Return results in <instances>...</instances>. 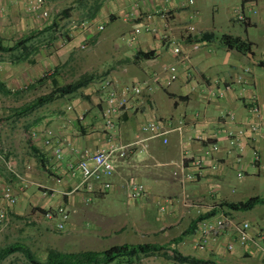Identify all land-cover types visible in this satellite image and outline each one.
<instances>
[{"label": "crops", "instance_id": "1", "mask_svg": "<svg viewBox=\"0 0 264 264\" xmlns=\"http://www.w3.org/2000/svg\"><path fill=\"white\" fill-rule=\"evenodd\" d=\"M27 1L0 0V17L19 14ZM70 1L74 2L71 4L73 19L70 28L75 34L71 45L85 48L91 42L95 46L93 56L91 52L88 54L90 56H86L88 69L122 83L148 80L155 85V90L143 95L135 108L121 114L113 128H107L103 121L104 97L97 92L99 87L92 89L94 92L90 91V100L81 97L73 102V106L65 107L62 119L58 118H61L60 111L42 110L27 122L31 126L29 139L33 153L26 152L32 156L37 169L30 171V174L32 166L28 169L25 163V177L28 180L24 187L31 188L16 189V195L26 202H32L38 209L66 204L71 217L66 226L69 228L67 232L55 230L50 225L51 221L40 218L41 228L34 229V234H28L35 236L33 240L23 238L21 244L29 247L41 261L46 260L50 249L61 252L98 251L94 248L98 239L125 233L128 223L116 225L115 216L109 218L99 214L93 203H111L122 196L129 197L124 183L129 178H136L146 185L148 194L140 199H132L139 212L133 209L131 229L145 239L141 242L116 239L113 245L155 243L166 244L169 249L141 255L131 261L126 257L118 258L108 264H190L174 260V248L184 255L207 261L205 264H264V201L248 210L230 211L227 214L232 224L242 221L251 223L250 239L245 244L237 243L232 249L227 247L236 237L230 225L220 240L211 243L205 250L194 246L199 224L193 232L185 233L200 214L208 212L220 202L245 201L253 196L264 198V194L256 193L255 183L243 175L264 174V129L251 141V134L246 128L248 131L242 137L245 146L242 152L237 149L235 141L227 136L228 128L238 130L242 123L255 119L251 112L255 102L261 106L264 120V48L261 50L257 43L250 41L253 42V53L242 54L226 48L215 36L198 41L205 33L213 32L220 36L227 32L220 33L215 29V16L209 19L201 11V6L196 5V0L192 3L191 0ZM252 1L256 0H244L243 6ZM13 21L4 22L5 27H0V30L17 27ZM231 21H236L234 16ZM21 22L23 24L24 20ZM26 23L30 25L31 22L28 19ZM252 24H256V21L249 17L247 26ZM100 26L103 28L100 29ZM145 26H149L150 30L144 29ZM137 27L143 31L136 35V40L129 45L116 43L117 36H124L126 30L132 34ZM166 33L180 45V55L176 56L163 38L162 35ZM236 36L244 38L239 34ZM195 43L200 45L198 49L193 47ZM109 47L120 48L124 52L117 58L102 56L104 52H99V49L109 50ZM140 50H155L156 55L136 59L135 53ZM186 56L190 63L185 61ZM12 58L0 56V95L13 92L11 85L21 78H27L23 76L28 69L27 57ZM110 58H113V63H106ZM17 60L20 63L16 64ZM44 61L41 60L42 63ZM169 64H175L179 72L178 78L171 82L165 69ZM255 66H259L258 70ZM240 75H244L241 81L238 79ZM225 83L232 84V87L223 97L209 96L211 91L219 92ZM229 112L235 115V123L230 122L219 128L218 120ZM81 114L85 115L84 119L79 117ZM141 116H147V120H168L170 128L183 122L185 134L182 136L174 129L164 136H152L147 132L142 134L139 131ZM5 122L4 129L9 141L13 127L18 123L9 118H5ZM2 123L0 121V125ZM49 127H53L54 137L51 144L46 145L44 140ZM34 131L37 136H33ZM198 135L202 139L197 138ZM212 143H218L219 149L212 150ZM112 144L130 147L125 157L117 159L112 189L103 190L99 183H94V189H90L87 183H82L79 171L72 175L68 170V163L88 158L97 149ZM56 146L63 149L61 158L55 154ZM8 148L3 149L0 145V152L3 153H0V161L4 164L6 158L12 156V149ZM254 149L258 150L260 162L254 159ZM185 155L202 157L206 167L198 180L181 184L175 171L180 173L184 169ZM12 163L18 165L14 160ZM240 172L242 176H239ZM166 199L169 201L162 209ZM84 222L89 227H85ZM18 262L12 264H32L27 257ZM0 263L3 264V261Z\"/></svg>", "mask_w": 264, "mask_h": 264}, {"label": "rangeland", "instance_id": "2", "mask_svg": "<svg viewBox=\"0 0 264 264\" xmlns=\"http://www.w3.org/2000/svg\"><path fill=\"white\" fill-rule=\"evenodd\" d=\"M185 1L187 2L189 0ZM73 3L74 2H71L70 0H47V6L50 11L49 18H40L31 15L27 12L26 6H24L22 11L20 10L19 14L0 17V27L2 28L5 27L4 22H9L11 20H14L13 23L17 25V27H12L9 30H0V38L7 45H13L22 38L32 36L23 46L16 49L14 52L9 54L6 52L5 54L0 53V56H11V58L14 56L12 59L15 60L17 59L16 56L22 57L27 54L25 57H27L28 69L25 71L23 69V76L27 78H21L13 83L11 85L13 92L11 91L8 94L0 95V121H3L1 124L2 126L0 125L3 127L0 131V145L3 149L5 147L9 149L8 146L12 149V156L6 159L9 160L13 158L12 161L14 160L18 163V165H15L14 163L17 172H22L24 176L27 172L24 170V167L26 166L25 163L32 166L29 172L37 169L33 165L34 161L31 158L32 156L26 152V150H28L33 153L31 149V141L29 139L31 126H28L27 122L38 116L42 110L60 111L61 118H58L62 119L65 107L68 105L73 106V102L81 97L90 100V91L99 87L101 82L108 78V76L97 75L88 69V64L86 62L88 59L86 56H90L88 55L90 52L93 56V51L95 49L93 43L89 42V44H86L85 48L80 47V45L78 47L72 46L70 43L75 37L73 30L70 28V25L72 24L71 20L73 19L71 18V4ZM243 3L244 0H196V5L201 6V11L209 19H212L213 15L215 16V29L218 32L242 35L244 39L257 43L258 47L262 50L264 48V0L252 1V3L250 2L248 5H245V7L243 6ZM242 8L249 17H252L256 21V24L247 26L242 21H231V18L235 14L234 10H241ZM68 15H70L69 17L71 19H68ZM28 19L31 22L30 25L26 23ZM23 20L24 23L22 24L21 21ZM69 34H72V36ZM103 34H107V32H103ZM131 35H134V31L131 34L129 30H126L124 36H117L116 43H119L120 45H129L131 43ZM99 47L103 46L99 45ZM99 52H104V55L102 56H113L117 58L121 56L124 51L121 52L120 48L109 47V50L104 48L99 49ZM43 59L45 60V63L41 62ZM108 60L109 61L106 63H113V58ZM18 63H20V61L17 60L16 64ZM255 68L258 70L259 66H255ZM84 76H91V82L77 92L64 97H58L53 102L33 109L28 113L17 114L16 109L19 107L32 102L41 95L50 93L57 86L76 82ZM41 78L43 79L41 80ZM97 92L101 95L99 89ZM5 118L17 120L18 123L13 127L11 131L12 138H10L9 141H7L9 135L6 136L7 132L4 129L6 126ZM149 120L154 119L147 120V116H141V124H139L141 126L139 127L142 128V125ZM141 128H139L140 133L145 134ZM51 129L53 130V127ZM0 153L3 154L2 152ZM0 174V209H5L8 217L6 223L0 226V249H2L13 243H21L23 238L33 240L35 236L31 237L28 236V234L33 233V230L36 228H41L39 220L40 218L44 219V212L34 206L32 202H26L19 197L18 203L15 205L6 203L2 199V192L7 184H10L13 187L15 193L16 189L21 190L22 187L27 190L30 189L31 186L27 188L24 187V184L19 182L16 176L8 170L2 161H0ZM243 175H245L244 178H250L253 183H255V189L257 190L256 193L264 194V174L258 176L245 173ZM31 178L32 177H30V179ZM38 188L42 189L41 187ZM249 191H251V189H249ZM93 205L96 208V212L99 214L109 216V218L110 216H115L116 225H126L128 223V228L125 233L105 239H98L95 243V250L101 251L107 249L116 243V239L126 242H141L145 239L141 234L136 233L131 229L134 216V214H132L133 209H136L139 212V208L135 201L129 199L127 195L115 199L111 203L95 201ZM32 223L34 225H32ZM86 224L87 222H84L83 225L89 227ZM88 224L91 225L90 222ZM50 225L56 230V220H52ZM68 229L69 228L67 227L63 232H67ZM39 254L40 253H38V256L40 257ZM23 258H26L24 253L22 251H16L14 255H10L4 260H0V262L3 261V264H9L7 262H10V264H12L17 263L18 261L20 262Z\"/></svg>", "mask_w": 264, "mask_h": 264}, {"label": "built area", "instance_id": "3", "mask_svg": "<svg viewBox=\"0 0 264 264\" xmlns=\"http://www.w3.org/2000/svg\"><path fill=\"white\" fill-rule=\"evenodd\" d=\"M192 2L193 0H191V3ZM47 5V0H28L26 4V10L31 15L36 17L49 18L50 11ZM234 12V17L236 20L242 22L249 20V16L244 12L243 8L241 10L235 9ZM166 27H169V25L166 24ZM102 28L103 26H100V29ZM144 29L150 30L149 26H145ZM141 31L142 28L137 27L134 30V35H131L130 41L133 42V40L136 39V35ZM69 35L72 36V34ZM162 36L164 39H166L167 43L170 45L173 53L176 56L182 53L180 45L174 38H172L167 33L163 34ZM193 47L198 49L200 45L195 43L193 44ZM185 61L190 63L187 56L185 57ZM165 69L168 72L167 78L169 82L178 78L179 72L175 64H169ZM243 76L244 75H240L238 79L241 81L244 78ZM231 87L232 84L225 83L219 92L211 91L209 96H217L221 98L226 94V91L231 89ZM99 90L101 92V97H104V106L102 109L103 121L107 128H113L116 125L117 118L121 114L132 108H135L143 95L154 92L155 85L150 83L148 80H136L130 83H122L113 77H108L101 82ZM68 109H71V107ZM251 112L255 116V119L249 120L247 123H242L241 128L238 130H232L230 128L227 129V136L235 141L236 147L240 152L244 151L245 146L243 144L242 137L245 136L248 130L251 134L250 140L254 141L259 132L264 129V120L261 106L255 102L251 107ZM79 117L84 119L85 115L81 114ZM167 121L150 120L143 124L141 129L143 132L150 133L152 136H164L172 129L181 133L182 136L185 134V124L183 122L175 127L170 128V125L167 124ZM235 121V115L232 112H229L223 119L218 120L219 128L226 126L230 122L235 123ZM247 127L248 130H246ZM32 134L33 136H37L36 131H34ZM53 137L54 131L51 128H48L46 130V137L44 140L45 144H51ZM197 138L202 139V137L199 135ZM165 141H167L166 138ZM129 148V145L125 146L116 144H112L109 147L99 148L88 158L83 157L75 163H68V170L72 175H75V173L79 171L82 174V183H87L90 189H94V183H99L103 190L112 189L114 186V183L112 182V176L116 171L117 159L119 157H125ZM211 148L215 151L218 150V143H212ZM55 154L58 158H61L63 154L62 147L56 146ZM253 154L255 161L260 162L258 150L254 149ZM1 157L2 156L0 155V158ZM183 160L184 169L180 173L175 171V175L179 178L181 184H184L188 181L198 180L205 170V160L200 156L187 157L186 155L183 157ZM5 165L8 170L18 178L21 184L23 183L24 185H27L26 177L20 172H17L11 160H6ZM26 165L28 169L31 168L30 164ZM239 176H242V172L239 173ZM124 188L127 190L129 197L133 200L140 199L148 194L146 185L136 178L127 179L124 183ZM2 199L10 205H15L18 203V196L10 184H7L4 187ZM168 201L169 199L165 200L161 206L162 209H165L166 203H168ZM44 217L49 221L56 220V229L62 231L66 228L70 220L71 211L66 204L62 203L54 208L48 209L44 213ZM7 218L6 210L0 209V226L6 223ZM198 224V236L194 246L199 250H205L210 246L211 243L219 241L221 236L226 233L229 225L233 227L236 235V237L227 244L229 249L234 248L237 243L245 244L250 239L249 230L251 228V223L249 221H242L232 224L231 218H229L228 215H225L223 212H220L213 217L205 218Z\"/></svg>", "mask_w": 264, "mask_h": 264}, {"label": "trees", "instance_id": "4", "mask_svg": "<svg viewBox=\"0 0 264 264\" xmlns=\"http://www.w3.org/2000/svg\"><path fill=\"white\" fill-rule=\"evenodd\" d=\"M244 23L247 25L248 21ZM210 36H215L221 42V44L228 49H235L242 54L253 53L252 50L253 42H250L247 39L242 38L241 36H236L229 33H224L220 36H216L215 33L213 32L205 33L201 39H198V41H202ZM31 37L32 36H27L25 38H22L13 45H5L0 39V51L4 53L13 52L16 49L23 46ZM155 55H156L155 50H149V51L140 50L135 53L136 59L137 58L147 59ZM43 78H41V80ZM91 79H92L91 76L90 77L84 76L83 78H81L76 82H71L65 85L57 86L50 93L41 95L32 102L19 107L17 109V113L18 114L28 113L33 109L39 108L43 105L53 102L58 97H64L66 95L73 94L82 87L88 85L89 82H91ZM0 85H2L1 82ZM263 201H264L263 197L253 196L245 201L220 202L213 209L209 210L208 212L200 214L192 222L190 228L185 233L193 232L196 228V225L201 220L205 218L213 217L219 214V212H223L225 215H227L228 213H230V211L248 210L257 204L262 203ZM41 210L45 213L48 209H41ZM164 249H169V247H167L166 244L160 245L155 243L115 244L102 251L85 250L79 252H61L56 249H50L48 251L46 260L41 261L33 254V252L30 250L29 247L21 244L20 242L19 243L17 242L0 249V260H4L8 255L16 251H22L29 260V262L32 264H108L118 258L126 257L131 261V259L138 258L141 255H148L151 253H155L157 251H162ZM172 251H173L172 258L180 263H190V264L207 263V261L195 258L193 256L184 255L175 248L172 249Z\"/></svg>", "mask_w": 264, "mask_h": 264}]
</instances>
